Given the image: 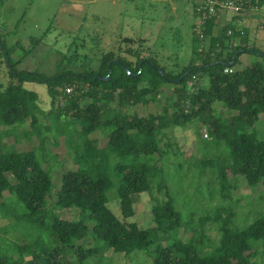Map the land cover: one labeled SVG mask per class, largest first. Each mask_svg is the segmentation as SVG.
Returning a JSON list of instances; mask_svg holds the SVG:
<instances>
[{
    "label": "trees",
    "instance_id": "obj_1",
    "mask_svg": "<svg viewBox=\"0 0 264 264\" xmlns=\"http://www.w3.org/2000/svg\"><path fill=\"white\" fill-rule=\"evenodd\" d=\"M250 5L261 9L264 0H249L243 9ZM221 12L194 25L193 56L175 69L152 53L143 56L141 38L124 36L119 52H103L97 66L49 75L17 68L21 59L11 56L0 36V57L17 78L0 89V125L10 127L0 133V208L11 218L0 225V264H98L109 252L130 254L151 247L153 264H258L257 257H264V211L235 224L234 212L218 205L212 216L206 214L201 225H195L194 211L179 208L170 189L177 177L174 170H181L186 160L169 163L170 153L162 146L170 128L195 122L204 153L189 163L190 169L195 165L199 174L210 170L217 176L223 199L231 196L232 176L244 177L254 188L264 186V136L255 127L264 112V50L250 44L248 28L235 18L218 31ZM243 53L257 57L237 68ZM74 57L70 55L71 63ZM228 67L233 70L226 71ZM26 82L47 86L52 123L39 122V93ZM169 84L176 96L172 112L138 110L161 101ZM67 86L73 90L67 92ZM217 104L229 114L217 115ZM25 122L30 123L28 137L36 134L40 146L53 128L56 137L65 135L76 167L63 174L56 190L54 172L45 165L41 147L18 150L2 138ZM203 127L210 134L208 141ZM97 131L104 135L103 144L92 137ZM158 155L166 162L161 163ZM211 184L209 180L206 185L210 193ZM155 187L161 193L166 190L167 198L155 199V224L142 228L130 219L135 214L133 196L152 193ZM113 190L120 216L109 206ZM70 208L78 210V218L56 212ZM209 220L218 222V238L208 234ZM182 228L191 236H181ZM12 232L17 236H7Z\"/></svg>",
    "mask_w": 264,
    "mask_h": 264
},
{
    "label": "rangeland",
    "instance_id": "obj_2",
    "mask_svg": "<svg viewBox=\"0 0 264 264\" xmlns=\"http://www.w3.org/2000/svg\"><path fill=\"white\" fill-rule=\"evenodd\" d=\"M202 0H0V36L11 49V56L21 59L17 68L39 69L53 75L62 69L83 71L88 66H97L98 59L103 52L113 50L119 52L124 36H133L143 40L142 55H155L158 60L169 69L187 65L193 56L194 25L202 22L205 16L197 7ZM198 12V14L196 13ZM209 17V16H207ZM233 18L248 28L250 44L264 50V6L255 8L248 6L240 10H225L220 16V31ZM198 25V24H197ZM200 28V25H198ZM216 30V29H215ZM217 30L215 32H217ZM230 37L239 43L240 38L234 36L233 30L228 31ZM13 46H15L13 48ZM77 55L75 61H69L70 55ZM255 54L243 53L237 68L246 66L256 59ZM202 62V57L198 58ZM17 81L11 75L9 64L0 57V89L10 82ZM25 85L39 93L38 118L41 124L52 123L49 117L51 97L45 84L26 82ZM150 107L140 106L138 110L147 113L150 110L162 112L168 108L175 109L173 102V85ZM217 115L229 114V110L217 104ZM29 122L18 124L4 141L14 144L18 150H28L34 147L40 149L44 156L45 165H50L54 172L56 190L60 187L63 174L72 167H76L69 154V147L62 134L56 137L53 128L44 139L36 134L28 137ZM264 136V112L260 114L255 124ZM4 128L0 125V133ZM198 125L190 122L187 125H176L170 128L164 137L162 146L169 151L166 157L170 162L186 160L181 170H176L173 164L168 167L177 177L170 183L172 194L176 197L177 206L185 213L193 212L192 223L201 225L206 214L213 215L212 210L218 205L230 208L234 212V223L243 224L251 221L260 211H264V186L251 187L244 177L232 176L231 196L223 199L220 196L218 177L210 170L204 174L198 173L195 163L204 153L203 144L199 143ZM205 140L211 139L205 127L202 128ZM92 137L98 138L100 143L105 142L104 135L97 131ZM202 140V142H206ZM177 151L178 154H174ZM161 163L166 159L158 155ZM211 180L212 193L207 188ZM202 185V189L201 186ZM203 190V191H202ZM56 191L50 205L55 202ZM113 200L109 206L117 215H121L119 199L115 198L114 190L110 192ZM156 198H167L166 190L161 193L156 187L152 193L140 192L133 196L135 214L130 219L138 222L140 227L146 228L155 224L152 208ZM56 212L65 218H78V210L74 208ZM225 214V210L222 211ZM11 218L2 215L0 208V225L10 223ZM14 220V219H13ZM221 223V222H220ZM218 222L209 220L205 227L212 238H218ZM189 227V226H188ZM14 232L7 236L14 238ZM192 232L182 228L181 236L190 237ZM10 237V238H11ZM148 250H135L130 254H112L98 264H153V257ZM258 264H264V257H257Z\"/></svg>",
    "mask_w": 264,
    "mask_h": 264
},
{
    "label": "built area",
    "instance_id": "obj_3",
    "mask_svg": "<svg viewBox=\"0 0 264 264\" xmlns=\"http://www.w3.org/2000/svg\"><path fill=\"white\" fill-rule=\"evenodd\" d=\"M249 0H202L198 5V11L205 17L218 14L219 11L240 10L243 9ZM233 68H226V71H232ZM73 87L67 86L66 91L71 92Z\"/></svg>",
    "mask_w": 264,
    "mask_h": 264
},
{
    "label": "water",
    "instance_id": "obj_4",
    "mask_svg": "<svg viewBox=\"0 0 264 264\" xmlns=\"http://www.w3.org/2000/svg\"><path fill=\"white\" fill-rule=\"evenodd\" d=\"M110 75L106 76L107 78L109 77Z\"/></svg>",
    "mask_w": 264,
    "mask_h": 264
}]
</instances>
